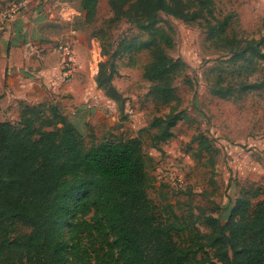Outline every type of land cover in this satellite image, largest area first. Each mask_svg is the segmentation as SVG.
Wrapping results in <instances>:
<instances>
[{"label": "trees", "instance_id": "1", "mask_svg": "<svg viewBox=\"0 0 264 264\" xmlns=\"http://www.w3.org/2000/svg\"><path fill=\"white\" fill-rule=\"evenodd\" d=\"M213 5L214 0H109L108 21L125 19L148 33L121 39L107 60L113 64L119 54L148 50L143 66L151 81L148 95L169 107L149 122L158 128L154 145L171 137V127L184 117L172 84L182 63L168 56L158 12L190 20L211 13ZM232 52L233 75L244 76L238 88L258 87L246 80L264 59L258 42L237 43ZM110 77L111 72L96 79L102 83ZM234 88L217 84L213 90L227 95ZM192 140L199 154L204 150L212 158L213 145L203 132ZM148 159L139 136L111 135L86 145L53 100L24 103L17 121L0 120V264H206L213 259L264 264V197L251 199L259 191L229 198L224 221L198 215L205 229L196 228L193 237L201 257L191 263L176 239L180 225L172 205H157L148 193L153 183ZM81 191L88 193L73 198Z\"/></svg>", "mask_w": 264, "mask_h": 264}, {"label": "rangeland", "instance_id": "2", "mask_svg": "<svg viewBox=\"0 0 264 264\" xmlns=\"http://www.w3.org/2000/svg\"><path fill=\"white\" fill-rule=\"evenodd\" d=\"M11 1L0 0V9ZM111 14L109 0H28L27 8L16 18L1 21L0 40L10 39L3 32V22L11 24L22 19L18 23L24 27L19 39L24 42L72 41L75 52L68 63L70 74L65 77L77 82V95L87 91L93 102L71 106L58 97L60 91L42 100H58L86 145L118 134L141 138L153 177L148 193L157 205H172L180 225L176 239L194 263L201 252L193 235L196 228L205 229L199 214H212L224 221L229 213L224 205L229 198L255 191L259 192L251 193L253 202L264 197V59L260 58L247 72V81L259 83L247 90L238 88L244 76L233 75L236 68L231 60L237 43L255 40L264 51V0H214L211 13L190 20L158 12L157 26L168 37L165 42L163 39L168 56L182 63L172 84L178 95L177 111L184 113L171 127L172 136L158 145L151 140L158 128L149 122L169 107L148 95L151 81L143 76V66L150 58L148 50L119 54L113 64L107 60L121 39H141L148 33L125 19L108 21ZM67 42L41 46L33 54L54 55L53 48L59 51L58 44ZM5 48L9 50V43L0 42V59ZM3 69L0 61V72ZM109 72V82H97V77ZM217 84L235 88L222 95L213 90ZM108 85L113 87L110 92ZM3 87L0 79V96ZM20 98L24 100L9 114L1 111L0 117L17 121L22 105L33 102L26 96ZM198 132L211 140L212 158L204 150L197 152L192 137ZM83 193L88 191L73 198ZM16 227L26 230L21 225ZM61 235L67 236L65 226ZM206 264L222 263L213 259V263Z\"/></svg>", "mask_w": 264, "mask_h": 264}, {"label": "crops", "instance_id": "3", "mask_svg": "<svg viewBox=\"0 0 264 264\" xmlns=\"http://www.w3.org/2000/svg\"><path fill=\"white\" fill-rule=\"evenodd\" d=\"M25 16V14L23 15ZM22 18V17H21ZM0 23H2L0 21ZM6 26L4 33L7 32L10 35V39H1L0 42L9 43V52L6 51L3 54V58L0 61L4 63V69L0 72V79L3 82L2 95L0 96V112L7 111L5 114H9L12 109L21 103L20 100H24L20 97L26 96V99L30 98L33 102L44 97L50 96L54 92H59L58 97L67 100L72 106V103L76 105H83L82 103L93 102V98L90 97L87 91L77 95L75 84L77 82L73 78L61 76V69L68 64L74 54V44L71 40L65 41H48L40 43V41H22L19 33L24 27H21L18 23H22V19L18 22L7 23L3 22ZM23 35V33H22ZM71 46V54H66L59 49L57 51L53 48L50 54L34 53L41 46H47L55 44L56 42H66ZM38 51V50H37ZM36 51V52H37ZM56 53V55H55ZM56 56V57H54ZM82 91V89H81ZM71 94V95H70ZM79 94V93H78ZM57 102V99H53ZM13 107V108H12ZM6 119L1 118L0 120ZM8 119V118H7Z\"/></svg>", "mask_w": 264, "mask_h": 264}, {"label": "built area", "instance_id": "4", "mask_svg": "<svg viewBox=\"0 0 264 264\" xmlns=\"http://www.w3.org/2000/svg\"><path fill=\"white\" fill-rule=\"evenodd\" d=\"M28 0H13L11 3L0 9V21L11 20L16 18L22 11L27 8ZM58 48L63 53L70 54L71 49L68 44L59 43ZM61 76L65 77L70 74V66L66 64L61 69Z\"/></svg>", "mask_w": 264, "mask_h": 264}]
</instances>
